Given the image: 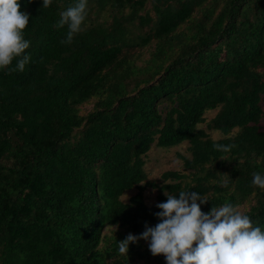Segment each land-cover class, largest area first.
Returning <instances> with one entry per match:
<instances>
[{"label":"trees","instance_id":"trees-1","mask_svg":"<svg viewBox=\"0 0 264 264\" xmlns=\"http://www.w3.org/2000/svg\"><path fill=\"white\" fill-rule=\"evenodd\" d=\"M0 264H264V0H0Z\"/></svg>","mask_w":264,"mask_h":264},{"label":"rangeland","instance_id":"rangeland-1","mask_svg":"<svg viewBox=\"0 0 264 264\" xmlns=\"http://www.w3.org/2000/svg\"><path fill=\"white\" fill-rule=\"evenodd\" d=\"M90 106H91L90 103L82 105L81 111L85 113L86 111L89 110ZM214 114L215 111H207L205 113L206 120H209ZM211 135L213 138L219 137V133L217 132H211ZM186 147H187L186 143L168 149H160L156 146L152 147L145 159V164H144V170L146 172L147 178L152 181L159 180V177L164 170L181 168L182 167L181 159L177 157V154L181 153L183 155H187ZM135 192H136L135 189L126 191L125 193H123L121 198L123 200H127ZM155 194H156V189L148 187L144 191L145 200L149 203L154 202ZM109 232H110V228L106 227L103 230V233H109Z\"/></svg>","mask_w":264,"mask_h":264},{"label":"bare ground","instance_id":"bare-ground-1","mask_svg":"<svg viewBox=\"0 0 264 264\" xmlns=\"http://www.w3.org/2000/svg\"><path fill=\"white\" fill-rule=\"evenodd\" d=\"M223 5V4H222ZM211 129V128H210ZM188 150V149H187Z\"/></svg>","mask_w":264,"mask_h":264}]
</instances>
